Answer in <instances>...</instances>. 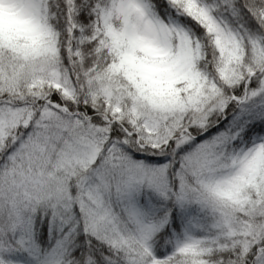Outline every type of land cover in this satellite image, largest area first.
Here are the masks:
<instances>
[{
	"label": "snow or ice",
	"instance_id": "1",
	"mask_svg": "<svg viewBox=\"0 0 264 264\" xmlns=\"http://www.w3.org/2000/svg\"><path fill=\"white\" fill-rule=\"evenodd\" d=\"M0 264H264V0H0Z\"/></svg>",
	"mask_w": 264,
	"mask_h": 264
}]
</instances>
